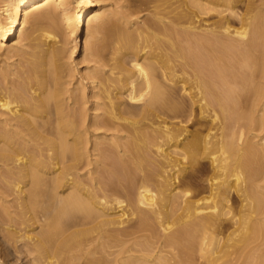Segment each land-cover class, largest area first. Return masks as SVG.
<instances>
[{"label":"bare ground","instance_id":"6f19581e","mask_svg":"<svg viewBox=\"0 0 264 264\" xmlns=\"http://www.w3.org/2000/svg\"><path fill=\"white\" fill-rule=\"evenodd\" d=\"M0 2V44L31 51L0 71L3 256L20 242L35 264L254 261L264 0H144L132 32L106 0ZM79 51L89 85L71 87Z\"/></svg>","mask_w":264,"mask_h":264},{"label":"rangeland","instance_id":"374dc122","mask_svg":"<svg viewBox=\"0 0 264 264\" xmlns=\"http://www.w3.org/2000/svg\"><path fill=\"white\" fill-rule=\"evenodd\" d=\"M142 1H144V0H106L108 8H110L111 10H113V11H115L117 13V15L115 17L114 16L112 17V20H113L112 23H114L113 25H116L118 27L120 32H127V31L132 32L133 28H137L139 25H142L144 23L143 20L146 19L149 16L150 13H149L148 10L147 11L144 10L143 7H145V6L141 4ZM0 6H1L0 8H2V3L1 2H0ZM125 21H126V23H125ZM134 21L136 22V24L134 25L135 27H133V22ZM119 27L122 30H120ZM27 33H28V31L26 33H19L18 37L13 39V41H12L13 44L16 45V46H19V45L21 46V44L24 43V41H23L24 35L27 34ZM104 33L106 34V32H104ZM105 34L101 35V37H102L101 41L105 40L104 37L107 38V36ZM10 52H9L10 54H8V52L5 50L3 45L0 44V71H2L5 68L7 70L12 69L11 71L20 70L21 69V64L25 63V61L28 60V59H24V58H28L29 57V55H26V54H30L31 53V51L29 50V53H24L23 54L22 52H18V50H15V49L11 50ZM80 52L81 51H79V53L76 54V57L74 58L75 60H73L74 62L71 61L73 63L72 66L75 67V68L77 67L76 68L77 70L76 71L74 70L75 72L73 71L71 73V76H72L71 78L73 80L72 82L75 83L74 86H71V87L77 86V84H78L77 81H80V80H83V82L85 84H87V86L89 85V83H87L88 81L83 79V75L85 74V68L87 66V63L82 62V58H81V53ZM13 53L17 54L18 56L13 54ZM110 63H112V61ZM88 91H89V89H88ZM93 130L94 129H90L91 132H93ZM101 130H102V132L104 131V129H101ZM249 130H250V132L248 133ZM262 130H264V129L263 128L261 129V127H252L251 129H248L247 130V135H246L247 139L249 138V140H251L253 138L252 136L263 137L264 131H262ZM108 133H110V132H108ZM10 196L7 197V201H9L8 202V206L10 207V209L13 212H16V211H18V210H16V208H14V207H16V206H14V205H16V202H15L16 200H14L15 199L14 197L16 195L13 194L12 192H10ZM1 203H2V201L0 200V218L1 219H5V215L3 214L2 210H1ZM12 206H14V207H12ZM0 231H1L0 232V264H5V263H8V264H35V262L33 261V255L25 252L26 251L25 249H27V248L25 246L23 247V245H22L23 243H20V242L17 245L20 246V247L22 246L21 251L22 250L23 251L22 252L16 251L15 248H14V245H12V246H10L9 249L11 250V253L13 255H11L9 258H5L3 256V247L7 246L9 244L7 242H4V240H5L4 235H5L6 232L2 231V230H0ZM139 236H140V234H137L136 235L137 238L131 239L130 242H128V244H127L128 246L132 247V254L136 255V256H140V255H142L144 253V250H142V252L139 251V249L140 250L142 249L141 246H140L141 248L138 245L132 246V245H135L134 242L136 240H138L140 242L143 241V239H141L142 236H141V238ZM252 236L253 235H251L250 238ZM254 238H257V237H254ZM254 238H252L253 239V240H251L252 242L250 241L251 245H249L247 247V249L245 250V252H244V254L250 255L249 258L251 257L250 259L251 260L254 259V261H250V259L248 258L246 262H249V261L251 262V263H247V264H262V262H263L262 260H264L263 259L264 258V253H263V255L261 253L259 254V251H256V250H253V249H257L258 250L257 247H259L260 251L264 252V240H262V239H264V231L261 233L259 238H257V239H254ZM135 247L138 249V251H136L137 249ZM253 247H256V248H253ZM118 250L119 249H117V251ZM235 251H236V249H235ZM254 252H256L257 254L256 253L254 254ZM165 253H163V254L166 255V256H171V254H169L168 252L166 254ZM248 253H250V254H248ZM153 254L155 255L156 253H153ZM99 255H101V254H99ZM252 255H253L254 258L252 257ZM125 256H128V254H126ZM255 257H258V258H255ZM32 262H34V263H32ZM66 264H71V263H66ZM170 264H174V260H171Z\"/></svg>","mask_w":264,"mask_h":264}]
</instances>
